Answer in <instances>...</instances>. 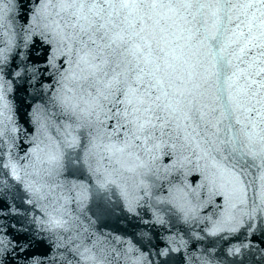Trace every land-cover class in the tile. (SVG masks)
<instances>
[{
	"label": "snow or ice",
	"instance_id": "snow-or-ice-1",
	"mask_svg": "<svg viewBox=\"0 0 264 264\" xmlns=\"http://www.w3.org/2000/svg\"><path fill=\"white\" fill-rule=\"evenodd\" d=\"M28 3L30 8L24 0H0V27H8L15 11L24 21L26 43L38 37L50 47L47 63L59 74L51 99L59 113L34 110L36 133L22 130L8 115L9 82L0 77V155L2 167L30 195L27 203L40 207L43 229L71 230L65 189L79 187L81 201L89 189L61 177L82 170L96 178L92 195L101 215L113 189L132 212L141 192L150 195L155 181L178 171L183 178L169 193L185 220L223 198L210 235L235 233L246 221L264 219V0ZM60 117L64 123H50ZM53 127L56 137L49 134ZM29 136L32 146L19 156L17 141ZM165 156L168 165L162 164ZM193 169L201 177L195 188L187 183ZM165 239L154 253L130 245L131 264H176L172 253L181 245L186 249L187 241ZM70 251L75 264H111L103 251L83 245ZM184 260L192 264L193 257L185 253ZM195 261L223 264L211 250Z\"/></svg>",
	"mask_w": 264,
	"mask_h": 264
},
{
	"label": "water",
	"instance_id": "water-1",
	"mask_svg": "<svg viewBox=\"0 0 264 264\" xmlns=\"http://www.w3.org/2000/svg\"><path fill=\"white\" fill-rule=\"evenodd\" d=\"M8 2L3 0V3ZM24 4L31 7L28 0H24ZM9 21L8 27H0V57L7 56L6 61L0 60V69H3L0 77L9 82L5 84L6 99L11 108L8 115L22 130L27 128L35 134L39 124L33 122L34 110L41 113L47 109L49 115L59 113V109L52 106L51 99L59 74L56 68L47 63L50 47L38 37L26 43L20 28L24 21L15 11L10 13ZM33 66H38L40 72L23 71L25 67ZM16 72H20V76H16ZM50 123L62 124L64 117ZM49 134L58 136L54 127L49 129ZM30 140L31 136L27 140L22 137L17 141L20 145L17 149L19 156H24V152L32 146ZM75 154L73 152V156ZM3 159L0 155V264H69V261L75 264V255L70 249L76 245L90 247L97 254L103 251L108 254L111 264H131L134 253L128 252L130 245L143 252L154 253L155 246H165V238L169 236H175L178 241L181 238L187 241L186 249L181 245L180 252L172 253L176 264H181L185 253L192 256V264H196L195 257L209 250L212 251V258L223 261V264H264V219L258 216L246 221L245 226L235 233L210 235L211 220L219 218L224 200L215 197L201 208L196 218L185 220L169 193L172 185L180 184L183 178L181 172L171 171L167 178L162 175L154 182L150 195L145 196L141 192L143 199L132 212L127 210L119 192L113 189L109 193L108 211L101 215L97 211V200L92 195L96 178L87 170L74 174L65 171L61 180L87 186L89 198L79 200V187L72 188L68 184L64 194L68 197L66 207L70 213L71 230L49 231L40 224V207L27 203L30 195L9 170L2 167ZM170 163L171 158L165 156L162 164ZM200 163L203 164V161ZM200 178L199 170L193 169L187 176V183L195 188ZM251 194L250 190L249 196ZM202 199H206V196H202ZM2 204L11 205L14 210L4 209ZM236 248L239 252L230 254L229 250ZM117 253L119 256L113 260ZM125 254L128 255L127 259ZM184 264L188 262L184 260Z\"/></svg>",
	"mask_w": 264,
	"mask_h": 264
}]
</instances>
